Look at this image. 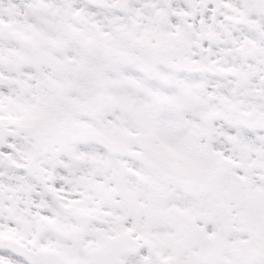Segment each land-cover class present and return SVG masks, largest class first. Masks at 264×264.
Wrapping results in <instances>:
<instances>
[{
  "label": "snow or ice",
  "instance_id": "1",
  "mask_svg": "<svg viewBox=\"0 0 264 264\" xmlns=\"http://www.w3.org/2000/svg\"><path fill=\"white\" fill-rule=\"evenodd\" d=\"M0 264H264V0H0Z\"/></svg>",
  "mask_w": 264,
  "mask_h": 264
}]
</instances>
